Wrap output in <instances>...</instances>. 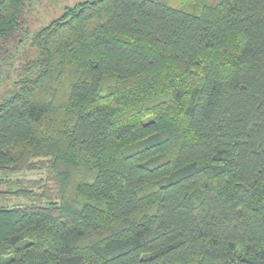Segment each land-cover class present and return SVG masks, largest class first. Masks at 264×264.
<instances>
[{"label": "trees", "instance_id": "obj_1", "mask_svg": "<svg viewBox=\"0 0 264 264\" xmlns=\"http://www.w3.org/2000/svg\"><path fill=\"white\" fill-rule=\"evenodd\" d=\"M46 1L0 0V264H264V0Z\"/></svg>", "mask_w": 264, "mask_h": 264}, {"label": "rangeland", "instance_id": "obj_2", "mask_svg": "<svg viewBox=\"0 0 264 264\" xmlns=\"http://www.w3.org/2000/svg\"><path fill=\"white\" fill-rule=\"evenodd\" d=\"M78 1H81V0H51L50 2L46 1L44 5H42V3H41L40 5L35 6V10L32 11V13L29 16L30 20H32V21L35 20L34 24L37 25L41 20H43V17L46 13L48 14V15H46L47 19L53 16V14L51 15V11L49 10V8H51L55 5L63 4L62 6H64L66 4H73L74 2H78ZM10 70H11L10 66H3L2 68H0V77L3 78V76L6 75L8 72H9V75H11ZM7 87H9V82L5 80L0 85V94ZM0 177H2V179H3V181L0 182V192L6 191L7 184L5 183V176L2 174ZM32 177L28 176L27 179H30ZM34 177H36V176H34ZM27 203H28V200H26L24 198L0 197V207H13L16 205H23V204H27Z\"/></svg>", "mask_w": 264, "mask_h": 264}]
</instances>
